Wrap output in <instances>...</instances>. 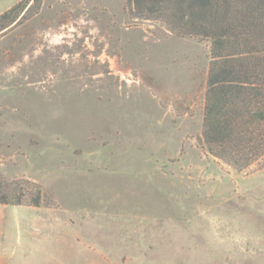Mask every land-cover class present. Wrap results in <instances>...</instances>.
<instances>
[{
  "label": "rangeland",
  "instance_id": "rangeland-1",
  "mask_svg": "<svg viewBox=\"0 0 264 264\" xmlns=\"http://www.w3.org/2000/svg\"><path fill=\"white\" fill-rule=\"evenodd\" d=\"M209 50L125 0H43L0 32V180L23 201L0 204V264H264V157L237 171L196 140Z\"/></svg>",
  "mask_w": 264,
  "mask_h": 264
},
{
  "label": "trees",
  "instance_id": "trees-1",
  "mask_svg": "<svg viewBox=\"0 0 264 264\" xmlns=\"http://www.w3.org/2000/svg\"><path fill=\"white\" fill-rule=\"evenodd\" d=\"M43 0H21L0 14V32L35 16ZM137 20L210 42L201 149L237 171L264 157V0H125ZM17 191L0 204L22 205ZM40 191L31 202L42 203Z\"/></svg>",
  "mask_w": 264,
  "mask_h": 264
}]
</instances>
